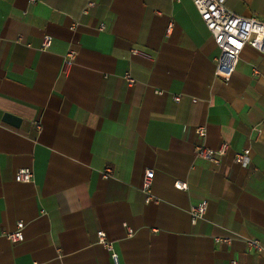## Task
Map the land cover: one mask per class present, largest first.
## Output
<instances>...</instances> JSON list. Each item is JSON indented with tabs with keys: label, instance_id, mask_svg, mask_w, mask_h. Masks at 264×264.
Masks as SVG:
<instances>
[{
	"label": "crops",
	"instance_id": "1",
	"mask_svg": "<svg viewBox=\"0 0 264 264\" xmlns=\"http://www.w3.org/2000/svg\"><path fill=\"white\" fill-rule=\"evenodd\" d=\"M225 4L264 21V0ZM219 54L193 0H0V264H264L246 243L264 247V54L247 44L228 79ZM197 126L228 144L220 164L197 156Z\"/></svg>",
	"mask_w": 264,
	"mask_h": 264
},
{
	"label": "built area",
	"instance_id": "2",
	"mask_svg": "<svg viewBox=\"0 0 264 264\" xmlns=\"http://www.w3.org/2000/svg\"><path fill=\"white\" fill-rule=\"evenodd\" d=\"M30 1L35 2L36 0ZM193 2L206 27L211 32L215 44L220 49V54L216 58V75L227 79L230 78L247 44L264 54V21H261L256 16H244L234 12L226 6V0H193ZM89 4L92 5L93 2L90 1ZM51 43L52 36L46 35L42 42V48L47 49ZM133 52L137 53L139 51L134 49ZM74 54V50L68 52L65 68L72 64ZM253 72L259 74L260 70L258 67H253ZM127 77L130 81H133L130 76ZM174 98L175 100H180L181 96L176 95ZM254 129L258 133L264 132V118ZM195 131L200 139V142L196 145L197 156L210 160L215 164H220L222 156L227 152L228 144L223 143L218 149L208 148L204 143L206 128L204 126H197ZM250 154V148L243 149L235 153L234 160L238 164L247 166L251 162ZM110 171L111 168H107V172L104 173L105 178L109 177L108 172ZM154 174V170L148 169L143 176L141 190L145 194L146 203L159 201L152 191ZM15 178L18 181L30 182L33 180V171L30 168H20L16 171ZM175 185L180 189L187 188L186 182L176 181ZM206 209L207 201L191 206L190 214L192 221L196 222L197 219L203 217ZM24 226L25 224L23 222H18L16 229L8 232L6 236L13 242L22 241L24 239ZM98 240L107 248H112L111 242L107 240L106 234L103 231L98 232ZM219 240L229 242L231 238L225 237L219 238ZM246 243L249 249H255L260 252L264 251V247L256 238H246ZM113 258L116 264H118L116 253H113ZM230 264H239V261L233 259Z\"/></svg>",
	"mask_w": 264,
	"mask_h": 264
},
{
	"label": "water",
	"instance_id": "3",
	"mask_svg": "<svg viewBox=\"0 0 264 264\" xmlns=\"http://www.w3.org/2000/svg\"><path fill=\"white\" fill-rule=\"evenodd\" d=\"M3 119L13 125H19V123L21 122V117L11 112L4 113Z\"/></svg>",
	"mask_w": 264,
	"mask_h": 264
}]
</instances>
